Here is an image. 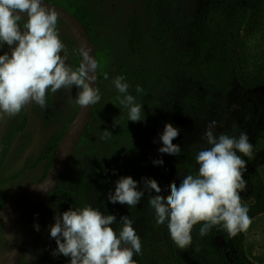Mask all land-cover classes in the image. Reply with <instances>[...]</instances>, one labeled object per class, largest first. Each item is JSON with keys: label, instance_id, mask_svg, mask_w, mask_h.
<instances>
[{"label": "rangeland", "instance_id": "rangeland-1", "mask_svg": "<svg viewBox=\"0 0 264 264\" xmlns=\"http://www.w3.org/2000/svg\"><path fill=\"white\" fill-rule=\"evenodd\" d=\"M50 1L69 9L61 0ZM194 1L187 0L183 4L181 0H172L165 7L161 0H75L77 10L92 15L90 23L99 66L101 100L59 182L63 188L70 189L69 195L66 188L63 191L67 196L65 211L91 204L104 215L116 216L114 228L119 227L122 216H129L142 244L141 253L133 257L137 264L180 263L173 252L175 244L167 223L157 224L154 210L148 205L147 191L135 208L110 202L108 194L114 193L121 176H131L138 181L137 190H144L143 178L155 179L162 189L159 194L167 197L173 182L179 184L184 175L197 174L199 166L195 155L207 146L203 135L210 122L215 121L217 136L238 137L244 132L253 145L251 158L237 153L247 162L246 189L240 193L241 203H255L258 185L264 186V86L247 90L236 78L225 94L215 93L190 71L188 59L172 36L160 47V22L164 20L163 24L172 29L177 18L190 9ZM260 14H264L262 3L253 10L252 21L246 27L248 35L258 29ZM59 25L61 41L67 48L66 62H75L76 40L69 29ZM132 35L141 41L139 45L133 47ZM177 35L180 37L178 32ZM4 52H10L6 45L0 48V55ZM160 58L163 68L159 71L163 78L157 82L154 64L161 61ZM105 74L108 79L104 78ZM116 76H124L133 92L137 91V86H148L149 92H154L155 85H166L169 97L161 104L165 105L162 119L150 116L141 122L127 121V109L113 101L112 80ZM70 102L68 89L56 93L49 90L46 107L29 104L15 117L0 118V209L12 188L20 183L39 181L48 174L52 165L49 154L54 147L58 148L71 124ZM122 113L123 119H120ZM116 119L120 125L113 127ZM167 123L179 129L178 137L173 140L181 147L179 155L158 151L163 146L160 136ZM104 129L112 133L107 140L99 136ZM155 160H163V164L155 165ZM58 199L55 189L36 210L24 217L28 246L35 250L32 264H70V257L52 254L54 240L49 237V220ZM11 250L12 244L0 224V264L8 259ZM243 251L251 263L264 264V210L252 219L244 236ZM26 255L27 250L22 264Z\"/></svg>", "mask_w": 264, "mask_h": 264}, {"label": "clouds", "instance_id": "clouds-1", "mask_svg": "<svg viewBox=\"0 0 264 264\" xmlns=\"http://www.w3.org/2000/svg\"><path fill=\"white\" fill-rule=\"evenodd\" d=\"M57 20V12L43 0H0V48L6 45L10 49L0 55V118L15 117L29 104L46 107L49 90L56 93L75 87V103L82 108L95 106L101 100L99 88L92 86L97 61L81 50L79 67L66 63L67 48L59 37ZM104 78L108 79V75ZM112 84L121 94L117 99L127 109V121L145 120L143 105L128 94L125 77L116 76ZM119 118L123 119V113ZM117 125L116 119L113 127ZM215 127V121L207 126L203 135L207 146L195 155L197 174L184 175L179 184L173 182L167 197L159 194L162 189L155 179L143 178L144 190H137L138 181L121 176L114 193L108 194L110 202L135 208L147 191L157 224L167 223L170 238L180 249L191 245V233L198 224H202L201 236L214 226H220L229 237L246 233L252 219L249 208L241 203L240 193L246 189L247 162L237 153L251 158L253 145L244 132L238 137L217 136ZM111 134L104 129L99 136L107 140ZM178 135L179 129L167 123L160 136L163 146L158 151L179 155L181 147L173 143ZM153 163L162 165L163 160ZM153 191L157 194L151 195ZM54 219L55 224L50 225V236L57 245L54 256L70 257V264H137L133 257L141 253L142 244L129 216H122L119 227L114 228L115 215H104L99 208L85 204L57 213ZM35 227L38 231L39 225Z\"/></svg>", "mask_w": 264, "mask_h": 264}, {"label": "trees", "instance_id": "trees-1", "mask_svg": "<svg viewBox=\"0 0 264 264\" xmlns=\"http://www.w3.org/2000/svg\"><path fill=\"white\" fill-rule=\"evenodd\" d=\"M61 1L69 6L68 11L76 15L92 39L90 23L92 15L86 11L77 10L75 0ZM171 1L161 0V4L166 7ZM181 1L184 4L187 0ZM258 3L264 4V0H195L191 8L177 18L172 29L167 24H163L164 20L160 22L162 28L160 47H164L165 40L172 36L174 43L179 44L182 55L188 59L187 67L190 71L194 72L215 93L225 94L236 78L239 85L247 90L262 87L264 86V14H260L261 20L255 33L248 35L246 32V27L253 18V10H256ZM58 21L69 29L61 19ZM59 24L56 28L60 37ZM132 39L133 46L141 42L135 35H132ZM77 55L75 62L66 63L73 68L79 67L82 58L78 47ZM77 91L75 87L68 89L71 98L69 123L79 109V105L75 103ZM56 150V147L51 150L50 161L53 160ZM64 188L61 185L56 188L59 199L49 220V227L55 224V215L65 211L67 196L63 193ZM26 200V197L22 198L16 208L21 207ZM245 206L249 208L248 215L251 219L264 210L263 185H258L257 201ZM200 227L202 224L194 226L192 243L188 248L180 249L174 245L173 252L180 264H253L243 251L246 233L242 232L236 237H229L220 226H214L207 235L201 236ZM53 240V250H55L57 245L55 239Z\"/></svg>", "mask_w": 264, "mask_h": 264}, {"label": "water", "instance_id": "water-1", "mask_svg": "<svg viewBox=\"0 0 264 264\" xmlns=\"http://www.w3.org/2000/svg\"><path fill=\"white\" fill-rule=\"evenodd\" d=\"M43 2L51 9H54L58 18L61 19L73 34L76 43L81 50H85L97 61L96 50L92 42L91 36L86 27L80 20L67 9L56 5L48 0ZM81 58L83 59L82 55ZM98 63V61H97ZM96 81L92 82L93 87L99 86V66L96 70ZM94 106L81 107L79 109L65 132L52 162L47 177L37 183L21 184L14 187L8 194L3 209L0 211V221L3 222V231L7 240L12 244V250L5 264H20L25 251L28 248L25 226L23 224V216L30 214L38 208L46 200V198L57 188L63 172L65 171L70 157L77 147L78 143L85 134L91 121ZM20 197H26L27 201L17 211L15 210L16 200ZM34 198L31 204L27 202ZM27 208L23 211V207ZM13 226L14 236L11 232ZM34 257V247L28 249L25 264H31Z\"/></svg>", "mask_w": 264, "mask_h": 264}, {"label": "flooded vegetation", "instance_id": "flooded-vegetation-1", "mask_svg": "<svg viewBox=\"0 0 264 264\" xmlns=\"http://www.w3.org/2000/svg\"><path fill=\"white\" fill-rule=\"evenodd\" d=\"M48 1H50V0H48ZM50 2H52V1H50ZM53 3V2H52ZM55 4V3H54ZM57 5V4H56ZM23 23V21H21V24ZM67 26V25H66ZM134 47V46H133ZM159 52H161V51H159ZM160 54V53H159ZM161 54L162 55H164V52L162 51L161 52ZM161 59V58H160ZM154 67H155V70H154V74H155V79H156V81L157 82H159L160 80H162V78H163V75H162V73H160V71H159V69L161 70L162 68H163V62H162V59H161V61L160 60H157L156 61V63L154 64ZM130 86H131V84H129ZM129 86V89H128V94H131V95H133L135 98H136V101H137V103H141L142 105H143V112H144V116L145 117H150V116H152V118L153 119H155V120H161L162 119V115L164 114V112L162 111V109L164 110V107H165V105H161V104H164L165 103V100H166V98H168L169 97V95H167L166 93H167V86L166 85H164V84H162V85H155V91L154 92H149L150 90H149V87L148 86H141V89H142V91H140L139 93L136 91V92H133L132 91V87H130ZM119 96H121V94L115 89V91H114V93H113V101H114V104L115 105H117V104H119V100L117 99V97H119ZM122 98V97H121ZM94 109H95V106H94ZM93 112H94V110H93ZM76 115V114H75ZM92 117H93V113H92ZM92 117H91V119H92ZM91 122V121H90ZM89 126H90V123H89ZM89 126H88V128H87V130H86V132L88 131V129H89ZM86 132H85V134H86ZM84 134V135H85ZM84 135H83V137H84ZM121 135L122 136H125V135H123L122 134V132H121ZM83 137H82V139H83ZM82 139L80 140V142L78 143V145H77V147L75 148V150L73 151V153H72V155H71V157L74 155V153H75V151L80 147V144H81V142H82ZM57 151V150H56ZM56 154V153H55ZM55 157V156H54ZM71 157H70V159H71ZM53 160H54V158H53ZM53 160H52V162H53ZM49 173V172H48ZM48 175V174H47ZM47 175L43 178V179H41V180H39V181H36V182H28V183H20V184H18V185H21V184H32V183H37V182H41V181H43L46 177H47ZM17 185V186H18ZM59 185V184H58ZM16 187V186H15ZM67 187V186H66ZM65 187V188H66ZM68 187H69V185H68ZM13 189V188H12ZM11 189V190H12ZM10 190V191H11ZM66 194L67 195H69V192H70V189L69 188H66ZM51 195V194H50ZM49 195V196H50ZM8 196V195H7ZM48 196V197H49ZM47 197V198H48ZM22 198H24V197H20V198H18L17 200H16V203H15V210L17 211L18 209L16 208V206H17V204H18V202L22 199ZM46 198V199H47ZM6 199H7V197H6ZM6 199H5V201H6ZM5 201H4V203H3V206H2V208L0 209V211L3 209V207H4V204H5ZM27 201V200H26ZM25 201V202H26ZM25 202H23V205L25 204ZM22 205V206H23ZM21 206V207H22ZM26 208H27V206H26ZM25 208V209H26ZM24 211V210H23ZM26 216V215H25ZM25 216H23V224H24V217ZM0 224H2V231H3V222L2 221H0ZM3 233H4V231H3ZM27 237V236H26ZM28 242V241H27ZM29 247H31V246H28V248H27V254H28V249H29ZM26 252V251H25ZM34 254H35V250H34ZM24 256H25V253H24ZM24 256H23V258H24ZM9 258V257H8ZM26 259H27V255H26ZM33 259H34V257H33ZM8 260V259H7ZM6 260V261H7ZM6 261L3 263V264H5L6 263ZM22 261H23V259H22ZM22 261H21V263L20 264H22ZM25 263H26V261H25ZM24 263V264H25ZM32 264V263H31Z\"/></svg>", "mask_w": 264, "mask_h": 264}, {"label": "bare ground", "instance_id": "bare-ground-1", "mask_svg": "<svg viewBox=\"0 0 264 264\" xmlns=\"http://www.w3.org/2000/svg\"><path fill=\"white\" fill-rule=\"evenodd\" d=\"M34 200V198H31L28 202H27V205L31 204V202ZM11 232H12V235L14 236V231H13V226L11 225Z\"/></svg>", "mask_w": 264, "mask_h": 264}]
</instances>
